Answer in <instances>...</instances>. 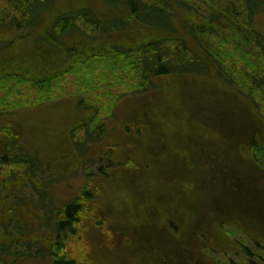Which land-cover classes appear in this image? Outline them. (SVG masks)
Wrapping results in <instances>:
<instances>
[{
  "label": "rangeland",
  "instance_id": "rangeland-1",
  "mask_svg": "<svg viewBox=\"0 0 264 264\" xmlns=\"http://www.w3.org/2000/svg\"><path fill=\"white\" fill-rule=\"evenodd\" d=\"M151 1L174 14L178 27L185 18L178 9L184 4L203 12L200 18L193 17L204 22L218 15L224 24L226 11L237 17L246 11L244 0ZM83 8L94 10L108 23L127 16L126 7L114 8L108 0H55L40 20L27 24L24 31L21 28L25 36L0 54V73L20 69L22 60L37 63L34 76L42 79V66L53 71L56 63H70L65 56L69 47L79 48L75 59H84L83 47L89 50L93 43L107 41L114 48H127L162 37L170 60L178 52L183 54L179 58L184 54L191 58L195 51L212 70L159 75L140 86L131 70L109 64L112 59L100 58L98 50L94 59L44 82L27 81L29 74L11 76L7 83L12 92L0 85V155L16 147L19 153L38 155L39 173L49 180V188L55 187L57 205L81 194L89 184L97 205L85 235L98 264H173L170 258L185 248L198 252L199 236L192 229L204 218L207 228L201 232L216 247L217 260L264 264V154L260 164L254 147L259 140L264 143V92L250 86L249 75L258 70L251 53L264 45V37L253 31L238 32L226 20L221 32L232 37L230 44L217 33L204 32L207 45L193 49L192 44L186 51L176 47L172 37L182 38L185 32L162 34L134 20L124 30L112 32V37L103 35L101 42L93 38L102 35L99 27L88 37L87 29L93 26L81 23L87 34L42 45L38 38L60 13ZM3 21L8 23L4 34L15 31L9 24L15 19L7 0H0V27ZM254 29L264 36V13L256 17ZM237 32L239 42L252 49L248 54L236 48L233 33ZM213 47L216 55H211ZM129 56L123 61L127 63ZM80 102L95 105L97 111L92 106L83 111ZM88 126L101 140L88 142L87 151H82L78 143L86 142ZM110 150L115 153L109 154ZM110 162L118 165L110 168ZM13 166L18 167L0 161V173H10ZM36 192L25 186L27 197L38 199ZM230 207L234 219L227 217ZM248 210L258 216L237 217ZM78 244L83 242L75 243L80 249ZM202 256L193 261L211 262Z\"/></svg>",
  "mask_w": 264,
  "mask_h": 264
},
{
  "label": "trees",
  "instance_id": "trees-1",
  "mask_svg": "<svg viewBox=\"0 0 264 264\" xmlns=\"http://www.w3.org/2000/svg\"><path fill=\"white\" fill-rule=\"evenodd\" d=\"M54 1L55 0H7L15 19V22L9 24L14 27L13 29L15 31L11 30L8 35L4 34L3 31L6 30L8 23L7 21H3L0 27V54H2L6 48L18 42L20 39L19 37L25 36L21 31L26 30L27 24H32L40 20L48 13L53 7ZM108 2L114 8L120 5L126 7V18L119 17L108 23L103 21L99 15L90 8L63 12L53 20L43 31V34L41 33L42 36L38 38L39 41L43 42L42 45L44 46L54 45L64 38L74 37L80 34L85 35L87 31L90 35L87 34L85 36L91 37V32L95 31L96 28H100L102 35L93 38L101 42L104 38L103 35H111L112 37V32L124 30L130 26L134 20L145 26L159 29L162 34H183V32H185L186 34L182 38L172 36L176 38V47L185 50L187 47L189 49L192 44L193 49L195 46L199 48L200 46L204 47L207 45V39L203 36L204 32L214 36H216L217 33L224 42L230 44V38L232 37L227 36L225 31L221 32L222 28L226 27V20L232 23V28L238 32L245 33L253 31L264 37L262 33L254 29L256 17L260 13H264V0H244L247 12H242L241 15L239 14L237 17L226 11V14L222 16L223 19H226L224 20V24L223 22H219L220 17L218 15H216L215 18H210L209 21H198L193 16L198 15V18H200L203 12L196 10L190 5L186 6V4H184L178 9V11L182 13L180 16L185 17L180 24L182 27H178L174 21V14L170 15L165 6L160 5L158 2L151 0H108ZM185 13H187V15H185ZM81 23L84 26H93V28L90 31L88 29L86 31L81 27ZM244 24H250L251 29L248 26L245 27ZM238 32L237 34L233 33V37L236 40V48L248 54L252 49L249 50L247 48L249 44L246 42H239L237 38L239 36ZM187 34H192V36L190 35V37H188ZM92 46L93 47L89 50L83 47L82 52L87 55L84 59H75L79 48L75 46L67 48L65 56L71 60L70 63H67L68 65L66 66H59L58 63H56L57 68L53 71L42 66V79L41 77L34 76V71H36L35 68L38 65L37 63H22V60H20L17 65V67L21 66L20 69L16 68L17 70L15 69L12 72L0 73V85L2 89L5 86L8 91L12 92L7 81L11 79V76L15 75L24 77L23 74H29L27 78L29 82H39L41 80L44 82L62 75L64 72L75 68L78 64L85 63L89 59H94V57L97 56L98 50L100 51V53H98L100 58L108 57L112 59L109 64L113 66H126L127 68L122 71L131 70L134 73L132 79L140 86L148 85L151 78L159 75L188 72L206 74L212 70L211 64L206 59H201L196 56L197 52L195 51L191 58L189 55L185 54L183 57L179 58V55L183 54L180 52L174 53L172 54L174 59L170 60L168 58L169 50L165 45V39H163V37L146 40L139 46L125 47L126 49L118 46L114 48L107 41L103 44L93 43ZM215 53L216 47H213L211 55H216ZM128 56L129 59L126 63V60L123 61V58L126 59ZM251 57L257 60L258 70L249 73L251 80L250 86H257L264 92V45L257 48V51H253ZM45 63L49 64L50 62L45 61ZM61 64L66 63L61 62ZM0 65L3 67V63H0ZM50 65H52V63H50ZM219 68L218 74L222 76V65H220ZM92 70L93 69L90 70L91 73ZM91 106L95 107L97 111L95 105H84V102H80V108L85 112L90 111ZM87 129L88 138L86 142L78 143L83 147L80 149L82 151H87L86 146L88 142L99 140V138L91 134L89 126ZM259 142L260 143L256 142L254 147H256L255 149L258 151V154L255 156L261 164L263 161L264 143H262L261 140H259ZM15 144L18 145V140L16 139ZM111 153L114 154L115 152H111L110 150L109 154ZM1 154L3 156L0 155V161L18 167L13 166L11 172L8 174L0 173V264H98L94 262L93 259L92 242H87L85 235V231L87 232L88 229L86 226H89L88 219L94 207L97 205V197L91 190L89 184L87 183L85 185L81 194L79 193L57 205L55 203V196L52 193L55 187L52 186L49 188V180L44 181V178L41 177L39 173V165L42 164V160L38 155H33L30 152L25 154L22 153V151L19 153V147H16L11 153ZM113 164L118 165L117 163L110 162V168H112ZM23 167L24 170H22ZM26 185H31L35 188L38 199H36L35 196L27 197L25 195ZM5 190H8L6 196L3 195V191ZM17 190L22 192L20 196L17 195ZM224 200L226 199L224 198ZM230 209L231 211L234 210L231 207ZM227 213V217L234 219V215L232 214L234 211L230 212V210H228ZM208 214L209 213L204 215L209 218L210 216ZM242 215L245 219L252 217L250 216L251 214L245 212L239 214V216L237 215V217L240 219ZM198 223L199 221L192 229V232L196 231L199 236L198 245L200 244L201 247L199 248L197 245L198 252L194 251L192 247L189 248V250L185 248L181 250V252L174 254L173 258H170L173 260V264H198L197 261L195 262L193 259L197 258V256L201 257L202 255H204L202 257L211 261L210 263L203 264H223L216 259V247L208 242L210 238H208L206 232H201L205 231L207 228V219L204 218L199 224ZM249 224L254 225V223ZM255 225L258 227L259 224L255 223ZM77 240L83 242V244H78L80 249H77L75 245ZM176 249H178V247ZM201 251L203 253H201Z\"/></svg>",
  "mask_w": 264,
  "mask_h": 264
},
{
  "label": "flooded vegetation",
  "instance_id": "flooded-vegetation-1",
  "mask_svg": "<svg viewBox=\"0 0 264 264\" xmlns=\"http://www.w3.org/2000/svg\"><path fill=\"white\" fill-rule=\"evenodd\" d=\"M236 204V203H235ZM236 207L234 206V209ZM231 212V211H230ZM245 213H248V214H253L254 216H258V214H254V212L252 210H248V211H244Z\"/></svg>",
  "mask_w": 264,
  "mask_h": 264
}]
</instances>
